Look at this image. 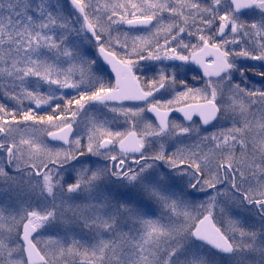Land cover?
<instances>
[{
  "label": "snow or ice",
  "instance_id": "snow-or-ice-1",
  "mask_svg": "<svg viewBox=\"0 0 264 264\" xmlns=\"http://www.w3.org/2000/svg\"><path fill=\"white\" fill-rule=\"evenodd\" d=\"M0 264H264V0H0Z\"/></svg>",
  "mask_w": 264,
  "mask_h": 264
}]
</instances>
